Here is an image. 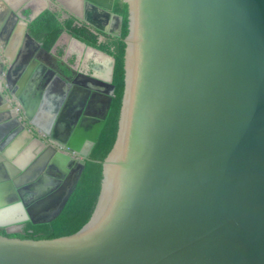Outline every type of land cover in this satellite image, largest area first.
Here are the masks:
<instances>
[{
	"label": "water",
	"instance_id": "obj_1",
	"mask_svg": "<svg viewBox=\"0 0 264 264\" xmlns=\"http://www.w3.org/2000/svg\"><path fill=\"white\" fill-rule=\"evenodd\" d=\"M70 1L69 15L120 36L121 15ZM123 1V84L73 232L0 234V264H264V0ZM90 11L105 17L104 26L88 20ZM81 43L112 59L94 138L87 150L69 143L81 120L93 121L90 112L65 139L26 128L44 148L23 170L26 182L55 158L63 170L71 162L78 168L52 209L0 226L56 217L97 140L114 59ZM16 203L26 202L0 201V209Z\"/></svg>",
	"mask_w": 264,
	"mask_h": 264
},
{
	"label": "crops",
	"instance_id": "obj_2",
	"mask_svg": "<svg viewBox=\"0 0 264 264\" xmlns=\"http://www.w3.org/2000/svg\"><path fill=\"white\" fill-rule=\"evenodd\" d=\"M47 2L0 0V138L10 133L2 151L8 161L15 155L10 162L18 166L28 161L38 144L41 148L28 134L27 127L42 134L65 136L72 126L69 128L64 120L74 126L90 112L93 121L81 120L75 131L78 137H89L103 114L110 88L112 59L108 55L92 50L65 32L45 51L27 33L29 22L16 15L28 4L36 9H51ZM7 9L9 13L4 19L2 13ZM101 17L97 25L105 22V17ZM58 50L62 51L60 62L70 69L69 75L53 62ZM67 108L75 117L63 115Z\"/></svg>",
	"mask_w": 264,
	"mask_h": 264
},
{
	"label": "trees",
	"instance_id": "obj_3",
	"mask_svg": "<svg viewBox=\"0 0 264 264\" xmlns=\"http://www.w3.org/2000/svg\"><path fill=\"white\" fill-rule=\"evenodd\" d=\"M104 9L110 10L122 16L120 36H114L98 29H95L85 22H79L73 15L61 18L59 12L51 9L42 10L27 25V33L39 43L45 51H49L54 45L56 39L62 31H66L72 37L101 50L114 59L111 84L113 86V95L104 124L99 131L96 142L93 144L87 159L84 162V168L75 185V188L67 198L59 214L48 222L32 223L26 221L23 223L21 233H6L3 227H0V234L6 236H16L20 238H52L73 232L93 169L95 167L114 107L116 105L124 77L123 54L124 46L122 38L127 33V4L123 0H88ZM99 36L102 39L99 40ZM61 50L57 51L60 56ZM56 66L63 74H70V69L66 68L59 59L56 60Z\"/></svg>",
	"mask_w": 264,
	"mask_h": 264
},
{
	"label": "flooded vegetation",
	"instance_id": "obj_4",
	"mask_svg": "<svg viewBox=\"0 0 264 264\" xmlns=\"http://www.w3.org/2000/svg\"><path fill=\"white\" fill-rule=\"evenodd\" d=\"M31 136L33 139L35 138L34 137L35 135H31ZM46 137L47 136L45 135V138ZM10 138H11L10 133L6 134L0 138V144H1L0 145V149H1L0 155L1 156H6V155H4V153L2 151V149L4 148V146H2V145H5L6 142L8 143ZM45 138H43V139L45 140ZM47 143H49V142L46 141V144ZM43 149L44 148H42V146H41V148H39V144H38L36 146V148L31 150L32 156L29 157L28 161L24 162L21 166H18L17 164L12 163L11 166H12V168L14 167L15 169H11V171L7 167L6 161H8V159L6 157H5V160L0 161V201L1 202L11 203L13 201H20V199L22 198L23 192H19V190L23 189L25 187L24 185H26V184L31 186L33 184H36L37 182H39L42 179L40 182L44 181L45 183H47V182L51 181V182H53V186L48 188V185H47L44 189V192L39 194V195L37 193H34L35 196L33 197L32 200H34V201L39 200L40 205L43 207L41 209V211L46 210L48 208L52 209L55 206V204L57 203V200L61 197L64 189L68 186V184L72 180V177H73L74 173L76 172V169L75 168L70 169V167L68 168L66 166L67 168L62 171L57 166L49 165V167H48L47 165H45L44 167L38 168V169H36V171L31 172V175L36 173L37 178H34L31 181L26 182L25 176H30V173L25 174V175L23 173V175H22L23 170L24 171L28 170L30 164L35 161L36 157L39 156L40 152ZM57 149H60V151H63V149H61L59 147H57ZM18 154H19V152L17 153V155ZM13 159L15 160V155L12 158H10L8 162H10V160H13ZM24 182H26V183H24ZM10 195L12 196L11 198L8 197ZM27 208H28V203L22 204V211H24L25 216H30ZM41 211L39 212L38 217L41 216ZM26 221H30V220L29 219H22L13 225H10L9 227H7V226H5V227L0 226V227H3L4 231L6 233H17V232L21 233L23 223Z\"/></svg>",
	"mask_w": 264,
	"mask_h": 264
},
{
	"label": "bare ground",
	"instance_id": "obj_5",
	"mask_svg": "<svg viewBox=\"0 0 264 264\" xmlns=\"http://www.w3.org/2000/svg\"><path fill=\"white\" fill-rule=\"evenodd\" d=\"M64 5L67 8H70L71 10L75 9V5L70 0L67 1L66 4H64ZM117 19L118 18L115 17V16L112 17V20H111V28H112V30L113 29L116 30V28H117V25H118V20ZM103 26H104V24H103ZM107 100H108V96H107ZM101 118H102V116H101ZM100 119L98 121H96L94 127L91 128V131L92 132H91V135H89V137H78L76 134H74L73 137L70 139V142H69L70 145L75 146L76 148H78V150H87V148L90 146V144H91V142H92V140L94 138L95 131H96V127L98 126V123H99ZM59 136L61 138H64V139L66 137V136H61V135H59ZM58 162L61 163L60 160H58V159L55 158V159H53L51 161L50 165L57 166V167H59L63 171V169L61 168V165ZM67 167L68 168L70 167V169L71 168H75L77 170L78 164H77V162H71V163H68L67 164ZM11 169H13V168L9 167V170L10 171H11ZM75 173H74V175H75ZM74 175H73V177H74ZM73 177H72V179H73ZM39 182H37L36 184H33L31 186H28V187H25V188L19 190V192H23L22 199L26 203H28V208H27L28 209V212H29L30 216L32 218H34V219H38L39 218L38 217L39 216V212L43 208L40 205L39 200L38 201L32 200L33 197L35 196L34 193H37L39 195V194H41V193L44 192V189H45V187L47 185H48V188H50L51 186H53V182H51V181H49L47 183H45L44 181L43 182H40V183ZM69 185H70V183L68 184V186ZM66 188L64 189L61 197L65 194ZM61 197L59 199H61ZM23 216H25V214H24V211H22V207H21V205L19 203L18 204L17 203L16 204H12V205L6 206L5 208H1L0 209V223H5V222L13 221V220L22 218Z\"/></svg>",
	"mask_w": 264,
	"mask_h": 264
},
{
	"label": "rangeland",
	"instance_id": "obj_6",
	"mask_svg": "<svg viewBox=\"0 0 264 264\" xmlns=\"http://www.w3.org/2000/svg\"><path fill=\"white\" fill-rule=\"evenodd\" d=\"M67 1H69V0H48L46 5H47V7L49 6V8H51V10H55V11L59 12L60 16H62V15H67L68 14V12H67L68 8L64 5V4H66ZM36 10L37 9L34 8L33 5L28 4L27 7L23 8L21 10V12L19 13V15H16V16H17V18L21 17L23 19V21L26 23L29 20L30 16ZM96 14H97L96 12L90 11L86 16H87V18H88V20L90 22H93L94 24H98V22L100 21L101 16H95ZM103 24L101 22L99 23L100 26H103ZM54 55H55V61H53V62H56V60L59 59V56L57 55V52H55ZM73 78L74 77H72L71 79H73ZM74 113H75V111H74ZM63 115L64 116L71 115L72 117H75L74 116L75 114H72V111L69 108H67V110L64 111ZM64 121H65V123H66V125L68 127H71V126L73 127V125H72L73 123H69L66 120H64ZM8 197L11 198L12 196L10 195Z\"/></svg>",
	"mask_w": 264,
	"mask_h": 264
}]
</instances>
